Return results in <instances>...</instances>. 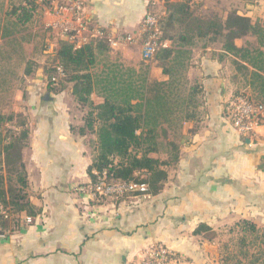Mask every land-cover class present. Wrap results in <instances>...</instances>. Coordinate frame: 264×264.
Masks as SVG:
<instances>
[{"label":"crops","instance_id":"0c3cea01","mask_svg":"<svg viewBox=\"0 0 264 264\" xmlns=\"http://www.w3.org/2000/svg\"><path fill=\"white\" fill-rule=\"evenodd\" d=\"M0 1L9 6L14 0ZM34 2L36 9L27 25L33 32L40 29L52 49L60 37L56 28L46 25L55 17L46 3ZM152 3L86 0L85 20L92 29L134 34L135 43L108 46L110 53L119 52V60L135 66L141 59V21L147 11H155ZM191 50L186 79L201 88L198 119L168 128L166 137L159 138L178 146V161L167 168L162 190L149 198L91 202L80 189L90 183L88 167L96 140L93 131H79L87 107L75 100L72 84L49 91L43 72L30 77L22 103L12 110L26 117L29 129L22 160L35 214H19L18 224L0 234V264H131L154 243L175 252L183 264H220L225 234L208 233L240 219L255 224L264 220V124L250 138L232 127L226 109L238 84L221 44ZM150 74L148 84L166 91L168 76L161 68L152 67ZM91 99L95 104L103 100L98 91ZM168 152L153 156L165 158ZM26 216L31 222L25 221ZM200 224L209 230L195 234Z\"/></svg>","mask_w":264,"mask_h":264},{"label":"trees","instance_id":"16d2710c","mask_svg":"<svg viewBox=\"0 0 264 264\" xmlns=\"http://www.w3.org/2000/svg\"><path fill=\"white\" fill-rule=\"evenodd\" d=\"M35 9L34 0L11 2L3 22L0 20V94L8 91L16 73L13 56H22L18 36L31 21ZM159 26L161 37L171 42L170 47L160 48L154 55L162 74L168 76L166 91L158 90L156 83L148 85L146 77L134 68L122 70L111 66L105 72H94L97 55L109 50L103 39H92L79 46L58 39L56 46L47 50L48 43L42 34V51L50 53L47 60L51 61L43 70L47 89L58 91L72 84L75 100L87 107L84 126L79 131L83 133L88 129L96 136L94 155L88 167L91 183L96 180L95 170L104 172L108 181L120 179L145 183L152 195L162 190L168 177L167 168L178 161L179 150L174 142H166V147L160 149L159 138H165L167 129L176 127L177 123L198 119L200 86H189L183 97L178 90L180 77L174 76L177 73L180 76L181 70L186 69L189 47L194 44V39L220 41L224 56L230 58L235 70L238 84L235 96L244 90L250 101L264 105V26L259 21L236 11L223 19L202 20L192 15L185 2H172L165 16L159 19ZM175 28L178 33L170 34ZM247 36L253 37L255 44L249 41L240 46L236 44L237 39ZM30 69L29 60L24 61L23 74H28ZM95 91L103 99L97 104L91 99ZM260 122L264 124V116ZM28 137L29 129L22 113L0 110V234L18 224L19 214H35L26 192L22 160ZM165 149L169 151L167 157L153 156ZM136 195L132 192L121 197ZM234 225L244 234L258 232L256 224L248 219H240ZM208 230L207 225L200 224L193 232L198 234ZM259 238L257 252L246 264H264V229ZM239 243L244 246L246 237H240ZM242 255L248 254L243 251Z\"/></svg>","mask_w":264,"mask_h":264},{"label":"rangeland","instance_id":"374dc122","mask_svg":"<svg viewBox=\"0 0 264 264\" xmlns=\"http://www.w3.org/2000/svg\"><path fill=\"white\" fill-rule=\"evenodd\" d=\"M19 1L21 0H14L12 2L18 4ZM172 2H185L188 5L189 11L192 13V15L202 20L214 17L223 19L229 13L236 11L238 14L241 15L248 14L253 21H259L264 26V0H154V3H152L151 6H154L153 10H155L156 13L159 14L160 18H163L166 14L168 5ZM8 8L9 6H5L4 2L0 1V20L3 19L5 10H7ZM178 31L179 30L175 28V30H172L170 34L176 35ZM42 40V32L40 31V29L33 32L30 30L28 25H26L24 29L19 33L18 41L21 45V48L19 50H22V56L20 57V55L18 54H14L13 56L12 65L16 73L11 78V83L8 91H5L0 94L1 111L7 113L14 112L12 108L14 109L17 104L22 103V100L25 96V90L27 88V85L29 84L30 77L35 76L36 73L40 71L44 73L43 70L46 65L51 64V61L47 60V58H49L48 55H50V53L45 52L44 54V52L42 51ZM246 41L255 44V40L251 36H247L242 39H237L235 42L238 46H240L245 44ZM208 43L213 42H208L206 39H194V44L189 47L190 51L187 60H189V58L193 54L191 47H199L203 44ZM215 43L217 46L218 44H221L220 41H216ZM110 51L111 50L109 48L108 51L99 53L97 55L98 61L93 69L94 72H105L111 66H117L116 68H122V70L125 68H134L136 66L135 68L138 70V74L145 76L147 79V83H149L148 79L152 80V78L150 77L152 67L158 66V61L154 58V56L147 61L142 60V58L136 60L137 62L135 63V66H132L119 60L118 51L113 50L114 52L112 51L111 53ZM26 60H29L31 71L28 74H23L24 61ZM174 76L180 77L178 90H180L179 94L185 97L187 95L188 87L191 85H195L196 83H188V79H186V69L181 70L180 76L178 73ZM242 92L245 93L244 90H242ZM178 124L179 123H177V125ZM12 128L15 129V127L13 126ZM159 141L160 149H164L166 147L164 140ZM233 225L224 226L222 228H219V231H213L211 233H208V236H214L218 232L225 234L223 236L221 235L222 241H220V264H238V261L240 260L241 264H246L249 260H251L252 255L256 254L257 252L258 244L260 242L259 236H261L262 231L264 229V220L262 219L260 220V222L256 223V226L258 227V232L253 235L249 233H241L239 228ZM242 236L246 237V244H244V246H240L239 243V238ZM243 251L247 252L248 255L246 257L242 255Z\"/></svg>","mask_w":264,"mask_h":264},{"label":"built area","instance_id":"2783aa9c","mask_svg":"<svg viewBox=\"0 0 264 264\" xmlns=\"http://www.w3.org/2000/svg\"><path fill=\"white\" fill-rule=\"evenodd\" d=\"M46 3L49 12L55 20L46 25L47 28H56L60 39L69 40L75 46L82 45L92 39H103L111 48L121 44L136 42L134 34H110L100 28H89L85 20L86 0H35ZM160 16L154 11H147L141 21L139 36L141 37V58L151 59L155 53L168 47L169 41L161 37L159 26ZM58 72L61 70L58 67ZM227 116L234 130L243 137L250 138L257 126L262 124L260 119L264 116V105L253 103L241 92L234 96L227 105ZM95 182L82 186L94 204H103L106 200H117L121 196L136 192L138 196L149 198L150 193L145 183L124 180H107L104 172L93 170ZM30 216L25 217L31 222ZM131 264H183L175 252L161 244H150L145 247Z\"/></svg>","mask_w":264,"mask_h":264}]
</instances>
